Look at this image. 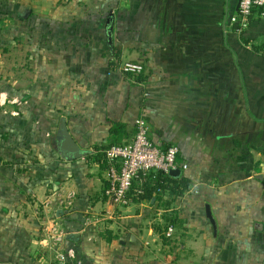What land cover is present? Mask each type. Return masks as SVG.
Returning a JSON list of instances; mask_svg holds the SVG:
<instances>
[{
    "label": "crops",
    "instance_id": "0c3cea01",
    "mask_svg": "<svg viewBox=\"0 0 264 264\" xmlns=\"http://www.w3.org/2000/svg\"><path fill=\"white\" fill-rule=\"evenodd\" d=\"M24 1L35 18L8 23L28 31L8 43L27 48V77L8 87L18 99L26 93L38 137L58 132L65 118L87 154L58 158L49 181L32 180L28 197L0 193L17 203L9 213L0 208V264H57L58 252L68 264H264V53L252 49L264 46L258 11L241 35L230 24L240 0ZM22 8L15 3L19 15ZM110 14L117 63L143 64L146 80L112 65ZM140 117L155 143L179 147L190 186L170 198L143 196L135 184L129 204L114 206L106 195L110 128L123 123L129 143ZM168 214L178 219L166 228ZM52 218L63 229L56 244L47 231Z\"/></svg>",
    "mask_w": 264,
    "mask_h": 264
},
{
    "label": "rangeland",
    "instance_id": "374dc122",
    "mask_svg": "<svg viewBox=\"0 0 264 264\" xmlns=\"http://www.w3.org/2000/svg\"><path fill=\"white\" fill-rule=\"evenodd\" d=\"M18 1L23 2L25 7L20 15L15 9ZM34 9L31 2L28 4L24 0H0V35L5 33L11 36L17 33L11 31L12 27L8 23L23 24L32 21L35 18ZM17 34L27 35L28 31ZM8 35L4 43L0 40V193L11 194L17 191L23 197H28L31 194L29 188L32 180L45 175L41 181H49L47 174L54 172V163L61 155L57 149V130L50 131V137H38L35 133L37 123L29 119L30 106L25 99L26 93L20 91L21 98L18 99L15 97L17 93L8 87L16 77H27L25 72L28 63L25 53L27 48L25 45L23 48L17 46L24 44V41L16 39L17 47H14L11 42L8 43L13 39L12 36L8 39ZM127 62L130 61H120L122 70ZM20 66L24 68V72L19 69ZM45 146L50 148L49 153H45ZM98 156L102 159L104 155ZM16 204L6 199L0 201V208L9 213L10 208Z\"/></svg>",
    "mask_w": 264,
    "mask_h": 264
},
{
    "label": "built area",
    "instance_id": "2783aa9c",
    "mask_svg": "<svg viewBox=\"0 0 264 264\" xmlns=\"http://www.w3.org/2000/svg\"><path fill=\"white\" fill-rule=\"evenodd\" d=\"M258 11L264 18V0H240L238 11L231 17V28L243 35L251 25V19ZM123 71L132 76L144 71V65L137 62H127ZM136 132L129 143L114 145L105 150V163L108 172V187L106 195L114 206L123 207L130 202V191L135 183L139 185L152 172L169 174L173 168L181 167L183 171L189 168L187 163L179 166L177 163L180 151L177 145L163 147L150 137V127L144 117L135 122ZM169 227L168 235L172 233ZM48 235L56 240L63 238V229L55 218L47 226ZM57 264H68L67 255L57 253Z\"/></svg>",
    "mask_w": 264,
    "mask_h": 264
},
{
    "label": "trees",
    "instance_id": "16d2710c",
    "mask_svg": "<svg viewBox=\"0 0 264 264\" xmlns=\"http://www.w3.org/2000/svg\"><path fill=\"white\" fill-rule=\"evenodd\" d=\"M253 50L255 52L262 53L264 51V46L253 45ZM114 57H115V61L112 63V65L119 64L117 63V61H119L120 58V51L117 48H115ZM143 72L138 75H135L134 77H137L138 78L137 80L139 81L146 80V77L144 76ZM124 129L125 126L123 123L121 122L112 123L110 128L109 145H107L106 149L114 145H123L125 140L130 138L129 134L125 132ZM138 186L143 196H148L147 194H149L150 191L151 192L157 191L163 194H167L171 198V196L183 195L184 192L189 188L190 183L185 176H181L180 178H175L170 174H164L162 172H152L151 175H149V177L146 178ZM170 203L171 201L167 200L165 203V207H169ZM165 217H166L165 219L166 228H168V226L172 225L173 223L176 224V221L178 219L175 214H168L165 215ZM163 231L164 230H160V232Z\"/></svg>",
    "mask_w": 264,
    "mask_h": 264
},
{
    "label": "water",
    "instance_id": "95a60500",
    "mask_svg": "<svg viewBox=\"0 0 264 264\" xmlns=\"http://www.w3.org/2000/svg\"><path fill=\"white\" fill-rule=\"evenodd\" d=\"M240 3V1H239ZM114 15L110 14L107 18L105 31L107 36V44L110 50L114 51ZM58 144L57 149L61 157L65 160H75L87 154V151L83 150L77 141L70 134L67 126V120L64 118L60 124L58 130ZM184 171L181 167L173 168L170 170L169 174L175 178H180ZM207 215L211 219L214 226H216L215 219L212 215L211 208L209 205L206 207ZM260 228L262 226L260 225Z\"/></svg>",
    "mask_w": 264,
    "mask_h": 264
}]
</instances>
